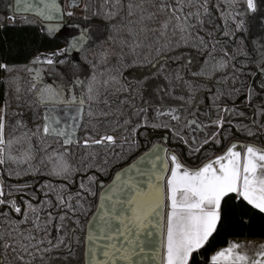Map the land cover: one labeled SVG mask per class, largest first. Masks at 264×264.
<instances>
[{"label":"snow or ice","instance_id":"1","mask_svg":"<svg viewBox=\"0 0 264 264\" xmlns=\"http://www.w3.org/2000/svg\"><path fill=\"white\" fill-rule=\"evenodd\" d=\"M0 264H264V0H0Z\"/></svg>","mask_w":264,"mask_h":264},{"label":"trees","instance_id":"2","mask_svg":"<svg viewBox=\"0 0 264 264\" xmlns=\"http://www.w3.org/2000/svg\"><path fill=\"white\" fill-rule=\"evenodd\" d=\"M220 242L222 243L223 241L221 240Z\"/></svg>","mask_w":264,"mask_h":264}]
</instances>
